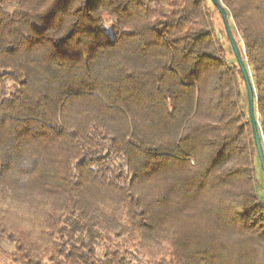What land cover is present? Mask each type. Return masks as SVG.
I'll return each mask as SVG.
<instances>
[{
  "label": "trees",
  "instance_id": "16d2710c",
  "mask_svg": "<svg viewBox=\"0 0 264 264\" xmlns=\"http://www.w3.org/2000/svg\"><path fill=\"white\" fill-rule=\"evenodd\" d=\"M218 1L264 155V0ZM256 160L210 0H0V258L264 264Z\"/></svg>",
  "mask_w": 264,
  "mask_h": 264
},
{
  "label": "water",
  "instance_id": "95a60500",
  "mask_svg": "<svg viewBox=\"0 0 264 264\" xmlns=\"http://www.w3.org/2000/svg\"><path fill=\"white\" fill-rule=\"evenodd\" d=\"M210 1L219 13V16H220L221 21L223 23V27L225 29L226 35L229 39L231 49L233 51L237 66H238L240 73L242 75V78H243L244 88H245V92H246V96H247L248 116H249L250 125H251V129H252L253 141H254L257 157L259 160L260 168H261V171H262L263 176H264V155H263L262 145H261L260 137H259V133H258L256 114L254 112V92H253V87H252V83L250 80V75H249L248 70L246 69L243 61L241 60L239 51H238L237 46L234 42V39L231 35V31L229 29V25H228L227 18H226L223 7L220 5L218 0H210Z\"/></svg>",
  "mask_w": 264,
  "mask_h": 264
},
{
  "label": "rangeland",
  "instance_id": "374dc122",
  "mask_svg": "<svg viewBox=\"0 0 264 264\" xmlns=\"http://www.w3.org/2000/svg\"><path fill=\"white\" fill-rule=\"evenodd\" d=\"M214 24H215V29L221 30L222 29V25L221 22L218 18V15H214ZM239 45L242 47V43L240 42ZM264 176L262 171L260 170V167L258 165L257 160L255 161V179H256V188L259 192V194L261 195V199L264 201ZM23 215H24V210H23ZM0 264H10L8 263L6 260L0 258Z\"/></svg>",
  "mask_w": 264,
  "mask_h": 264
}]
</instances>
